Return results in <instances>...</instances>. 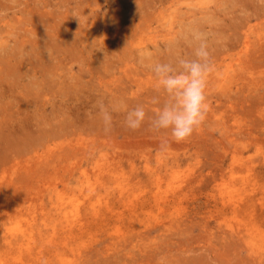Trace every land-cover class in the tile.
Segmentation results:
<instances>
[{
  "label": "rangeland",
  "instance_id": "374dc122",
  "mask_svg": "<svg viewBox=\"0 0 264 264\" xmlns=\"http://www.w3.org/2000/svg\"><path fill=\"white\" fill-rule=\"evenodd\" d=\"M148 1L0 0V264H264V0ZM192 31L205 122L128 129Z\"/></svg>",
  "mask_w": 264,
  "mask_h": 264
},
{
  "label": "clouds",
  "instance_id": "9594fccd",
  "mask_svg": "<svg viewBox=\"0 0 264 264\" xmlns=\"http://www.w3.org/2000/svg\"><path fill=\"white\" fill-rule=\"evenodd\" d=\"M193 46L192 56H177L175 61L150 62L147 67L155 74L158 90L166 94L162 106L153 115L148 116L143 105L124 109L125 126L136 131L145 121H149L153 131L170 130L176 142L186 141L206 120L208 103L206 97L207 81L214 70V64L207 44V36L200 31L190 33ZM144 60L151 61V53H144ZM152 103H160L154 97ZM98 115L104 131L109 132L113 124L115 107H109L103 100L97 101Z\"/></svg>",
  "mask_w": 264,
  "mask_h": 264
},
{
  "label": "bare ground",
  "instance_id": "6f19581e",
  "mask_svg": "<svg viewBox=\"0 0 264 264\" xmlns=\"http://www.w3.org/2000/svg\"><path fill=\"white\" fill-rule=\"evenodd\" d=\"M149 1H150V0H149ZM149 1H148V2H149ZM151 1H154V0H151ZM139 7H140L141 9H145L146 4H143V5L139 6ZM114 36H116V34H115ZM246 49H247L246 52L249 53V50H248V49H249V46H248V45H247V48H246Z\"/></svg>",
  "mask_w": 264,
  "mask_h": 264
}]
</instances>
